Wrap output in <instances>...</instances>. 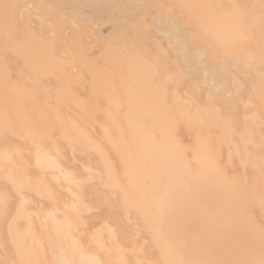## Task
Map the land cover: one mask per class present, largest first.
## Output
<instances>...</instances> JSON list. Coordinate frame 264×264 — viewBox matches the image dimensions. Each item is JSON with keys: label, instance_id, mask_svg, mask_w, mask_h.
<instances>
[{"label": "bare ground", "instance_id": "6f19581e", "mask_svg": "<svg viewBox=\"0 0 264 264\" xmlns=\"http://www.w3.org/2000/svg\"><path fill=\"white\" fill-rule=\"evenodd\" d=\"M0 264H264V0H0Z\"/></svg>", "mask_w": 264, "mask_h": 264}]
</instances>
